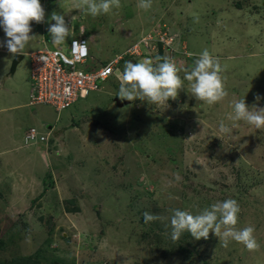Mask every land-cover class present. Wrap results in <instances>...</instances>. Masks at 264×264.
<instances>
[{"label":"rangeland","instance_id":"obj_1","mask_svg":"<svg viewBox=\"0 0 264 264\" xmlns=\"http://www.w3.org/2000/svg\"><path fill=\"white\" fill-rule=\"evenodd\" d=\"M40 2L45 23L32 22L35 37L13 75H5L13 56L0 47V264H264V129L228 120L235 100L264 107V11L256 0H152L147 11L121 0L96 17L72 10L71 0ZM53 11L71 27L66 44L82 30L93 66L129 50L99 91L58 114L28 105L27 53L66 45L51 41ZM246 11L262 17L259 26ZM205 49L223 68L222 101L197 102L185 81L168 105L115 106L116 72L126 62L169 56L183 79ZM221 121L231 134L219 133ZM13 126L33 127L46 141L11 146ZM229 198L240 206L236 227L254 226L259 250L223 247L211 232L171 239L173 210L196 215ZM146 211L160 219L144 223Z\"/></svg>","mask_w":264,"mask_h":264},{"label":"clouds","instance_id":"obj_2","mask_svg":"<svg viewBox=\"0 0 264 264\" xmlns=\"http://www.w3.org/2000/svg\"><path fill=\"white\" fill-rule=\"evenodd\" d=\"M120 7L121 0H71L72 10H78L80 14H90L93 17L108 14ZM136 7L147 11L152 7V0H138ZM45 17L46 12L40 0H0V29L5 34V39L0 40V47L6 48L13 56L24 55L26 46L35 37L30 35L32 22L45 23ZM74 18L75 16L71 17V21ZM48 23L52 43L56 46L66 44V39L71 36V27L65 15L53 11L48 18ZM84 46L85 43L73 40V49H83ZM180 71L174 59L169 56L157 57L155 62L152 59H144L137 63L126 62L123 70L116 72L120 82L117 96L122 101L139 99L147 104L168 105V101L175 100L179 91L184 89L185 81L189 84L191 96L197 102L209 106L222 101L228 95L221 75L223 68L219 60L207 49L195 59L191 70H184L183 79L178 74ZM260 99L261 97L257 95L256 100ZM231 107L229 121H243L257 130L264 129V107L256 105L249 107L245 99L233 101ZM48 126L46 125L45 129ZM218 131L221 134H231L232 127L221 121ZM37 133L39 134L38 131ZM180 179L181 177L177 174L175 180L179 182ZM239 213V203L231 198L217 201L196 215L175 209L170 218V237L176 241L184 232H188L193 238L199 240L207 239L211 232L219 238V243L223 247H227L230 241H235L249 252L259 250L260 245L254 236L255 227L252 225L239 229L236 227ZM158 219H160L159 215L147 211L143 213L146 224Z\"/></svg>","mask_w":264,"mask_h":264},{"label":"built area","instance_id":"obj_3","mask_svg":"<svg viewBox=\"0 0 264 264\" xmlns=\"http://www.w3.org/2000/svg\"><path fill=\"white\" fill-rule=\"evenodd\" d=\"M73 40L85 43L84 48L73 49ZM136 46H131L134 52ZM128 52L129 50L123 51L116 55L114 60L94 67L89 60L87 42L81 29L76 36L68 40L64 50L43 46L31 51L27 54L28 105L46 106L54 113L67 109L77 101L83 100L90 92L99 91L100 85L114 74L115 64ZM37 137L39 141H46L34 128H29L23 141L27 143Z\"/></svg>","mask_w":264,"mask_h":264},{"label":"crops","instance_id":"obj_4","mask_svg":"<svg viewBox=\"0 0 264 264\" xmlns=\"http://www.w3.org/2000/svg\"><path fill=\"white\" fill-rule=\"evenodd\" d=\"M262 10L264 11V8L260 5V8L258 9V11L259 12H262ZM257 13V12H256ZM243 14H247V15H251V16H253V25H256V26H259V22H261L262 21V17H259V15L257 14H250V12H245V13H243ZM259 29V28H258ZM255 30H256V28H255ZM255 30H252V31H255ZM49 33V32H48ZM71 36H73V34H72V32H71ZM41 43H43V44H45L44 42H42L41 41V39L39 38V41H38V46L39 45H42ZM38 48V47H37ZM37 48H35V49H37ZM35 49H33V50H35ZM32 50V51H33ZM31 52V51H30ZM30 52H28V53H30ZM27 53V54H28ZM8 54L9 55H11V56H13L12 54H10L9 52H8ZM14 57V56H13ZM22 57H23V55H22ZM12 58V57H11ZM13 59V58H12ZM28 59V58H27ZM17 66V65H16ZM16 66H15V68H16ZM28 67H29V63H28ZM3 68V65H2V62L0 61V77L2 76V75H4L5 74V72H4V69H2ZM9 71V70H8ZM14 72H15V69H14V71L10 74V73H6L5 75H13L14 74ZM9 97L13 100L14 99V96L10 93L9 94ZM11 100V101H12ZM4 110V109H3ZM32 114H35V111H33L32 112ZM47 125H49V124H47ZM50 126V125H49ZM49 126H48V128H49ZM29 128H33V127H18V126H13V127H9L8 129V132L9 131H11L10 133H8L7 135H8V137H9V139H8V141L11 143V146L14 144V143H18V142H24L23 141V137H24V135H25V133H26V131L29 129ZM1 129V128H0ZM10 129H12V130H10ZM19 129H22V132L21 133H19L18 131H19ZM11 208H15V207H11ZM16 208H17V206H16Z\"/></svg>","mask_w":264,"mask_h":264},{"label":"water","instance_id":"obj_5","mask_svg":"<svg viewBox=\"0 0 264 264\" xmlns=\"http://www.w3.org/2000/svg\"><path fill=\"white\" fill-rule=\"evenodd\" d=\"M22 58H23L22 55H15L13 57V59L10 62L8 73L11 74L14 71L15 66L22 60ZM114 103H115V106L121 107L122 105H126L128 103V101L127 100H123V101L121 100L120 101L119 99L115 98Z\"/></svg>","mask_w":264,"mask_h":264},{"label":"trees","instance_id":"obj_6","mask_svg":"<svg viewBox=\"0 0 264 264\" xmlns=\"http://www.w3.org/2000/svg\"><path fill=\"white\" fill-rule=\"evenodd\" d=\"M262 1H258V0H256V3H257V5L256 6H259L260 7V5L262 6V4L263 3H261ZM255 6V7H256ZM105 63H103L102 65H104ZM94 67H97V66H94ZM8 264H17V261H16V259H10V261H9V263Z\"/></svg>","mask_w":264,"mask_h":264}]
</instances>
